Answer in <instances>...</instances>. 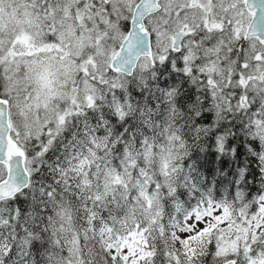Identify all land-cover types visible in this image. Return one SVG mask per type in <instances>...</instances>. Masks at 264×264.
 <instances>
[{"label":"snow or ice","instance_id":"snow-or-ice-1","mask_svg":"<svg viewBox=\"0 0 264 264\" xmlns=\"http://www.w3.org/2000/svg\"><path fill=\"white\" fill-rule=\"evenodd\" d=\"M232 136L264 149V0H0V264H264V194L146 163Z\"/></svg>","mask_w":264,"mask_h":264},{"label":"trees","instance_id":"trees-1","mask_svg":"<svg viewBox=\"0 0 264 264\" xmlns=\"http://www.w3.org/2000/svg\"><path fill=\"white\" fill-rule=\"evenodd\" d=\"M233 139L235 138L229 139L226 143L227 151L222 154L217 150L215 137H209L202 146L192 151L189 158L183 154L179 164L188 159L186 174L190 181L195 183L200 194L211 193L217 201H231L238 195L254 201L264 194V181L257 169V159L241 154V151L246 152V150L236 147ZM176 179L175 175V182ZM193 195L189 193L184 199L191 201ZM195 198L198 199L199 196ZM160 202L162 205L161 197ZM141 218L144 219L141 211L137 210V215L130 218L129 223L134 224Z\"/></svg>","mask_w":264,"mask_h":264},{"label":"rangeland","instance_id":"rangeland-1","mask_svg":"<svg viewBox=\"0 0 264 264\" xmlns=\"http://www.w3.org/2000/svg\"><path fill=\"white\" fill-rule=\"evenodd\" d=\"M235 136L227 138L228 140L231 138H234ZM244 138V137H243ZM252 144H255V141H251ZM236 147L241 148L242 150H246V152H240L241 154H245L247 156H250L251 158H256L257 160V169L259 174L262 175V180L264 181V163L261 162V153L264 152V149H257L254 152L249 151L248 144L249 140L246 141H237L235 140ZM226 145V142H225ZM259 152V153H258ZM184 153V148L183 146L177 144L174 146V148H170L167 151L164 150H158L157 152H152L149 154L147 157V165L149 168L153 164H155L157 173L160 178L161 185L163 188H167L170 184L175 183V172L170 171L173 165H178L179 161L183 157ZM248 153V154H247ZM259 159V160H258ZM260 161V162H259ZM259 164H261L259 166ZM261 167V168H260ZM118 182V181H117ZM151 184L149 182H146L144 186V191L140 194L142 196V199L146 202V208L140 209L138 206V210L143 213L144 219H148L151 210L153 208L159 209V211L156 212V215L159 216L162 213V207H161V202H160V196L153 193L152 195H149V188ZM155 222V221H153ZM100 264H105V261L103 258H100Z\"/></svg>","mask_w":264,"mask_h":264},{"label":"flooded vegetation","instance_id":"flooded-vegetation-1","mask_svg":"<svg viewBox=\"0 0 264 264\" xmlns=\"http://www.w3.org/2000/svg\"><path fill=\"white\" fill-rule=\"evenodd\" d=\"M241 137H244V136H235V137H234L235 139H233V140H234V141H235V140H237V141H246V140H248V139L245 138V137H244V138H241ZM228 141H229V140L226 139L225 142L227 143Z\"/></svg>","mask_w":264,"mask_h":264},{"label":"bare ground","instance_id":"bare-ground-1","mask_svg":"<svg viewBox=\"0 0 264 264\" xmlns=\"http://www.w3.org/2000/svg\"><path fill=\"white\" fill-rule=\"evenodd\" d=\"M255 144H256V143H255ZM257 149H260L258 145H257ZM258 153H259V152H258ZM258 160H259V159H258ZM259 162H260V161H259ZM260 165H261V164H259V166H260ZM260 168H261V167H260ZM263 169H264V168H263Z\"/></svg>","mask_w":264,"mask_h":264}]
</instances>
